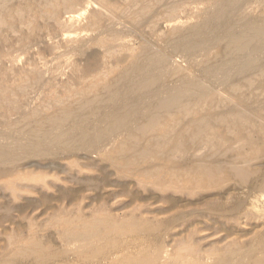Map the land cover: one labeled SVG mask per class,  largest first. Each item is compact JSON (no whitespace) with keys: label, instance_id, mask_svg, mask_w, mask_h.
Wrapping results in <instances>:
<instances>
[{"label":"rangeland","instance_id":"rangeland-1","mask_svg":"<svg viewBox=\"0 0 264 264\" xmlns=\"http://www.w3.org/2000/svg\"><path fill=\"white\" fill-rule=\"evenodd\" d=\"M92 6L97 8L96 2ZM171 7L172 2L168 1L155 5L154 18L149 22L135 23L119 13H112L110 18L117 23L119 35L127 46L146 55L145 64L161 60L170 65L179 63L188 69L176 77L170 72L163 75L161 84L173 87L183 80L201 77L198 80L203 81L206 88L214 87L218 98L234 105L239 102V95L231 86L238 82L243 88V107L253 105L250 111L264 120V77L250 74L255 82L248 87L245 81L249 76H239L242 69L238 66L220 68L221 72L213 74L204 63H196L197 55L206 48L207 51L219 48L217 45L223 42L227 27L263 17L264 0H178L175 8ZM86 21V17L77 19L73 21L75 29L69 27L67 30H75L83 36ZM177 24L182 26L176 28ZM193 24L201 27L199 31L192 37L178 38L181 31ZM204 24L207 29L202 27ZM55 34H47L31 49L21 45L13 34L9 44H0V57L8 59L4 62L5 68L22 70L8 84H0V89L11 87L15 90L19 84L28 85L27 93L11 92L9 97L0 99V157L10 155L21 159L19 168L0 169V264H85L81 263L83 260H87L86 264H253L257 250L264 248L261 245L264 244V154L261 160L251 162L253 170L248 179L241 180L225 170L221 174L223 180L214 188L193 191L188 182L193 179L194 157L201 154L199 150L202 154L207 150L202 145H189L176 161L164 153L149 154L126 166L125 159H121L116 151L126 134L102 139L99 136L75 153L63 147L65 137L60 142L50 143L58 129L50 130L47 139L43 138L41 142L29 136L23 125L25 118L34 111L42 118L55 113L73 93L65 87V81L76 78L72 65L83 64L89 61L90 54L98 53L94 47L76 57L55 58L51 53ZM210 34L212 39L208 38ZM57 42H53V47L59 49L62 42L59 41V45ZM28 60L34 64L27 66ZM89 65L96 67L93 62ZM35 70L43 73L45 82L32 83L23 77L26 72ZM77 85L73 83L71 87ZM123 88L119 85L109 94L108 100L105 98L104 103L96 104L97 108L114 104L111 96L119 95ZM135 94L122 102L143 104L149 101L146 96ZM14 99H17V105L10 104ZM220 116L221 113L215 115ZM69 124L72 132L81 122L71 117ZM244 138H237L232 146L244 143ZM182 156L186 157L184 164L179 161ZM231 158L225 156L219 162L227 164ZM174 170L181 174L182 186L187 188L185 193L179 191L181 188L175 183ZM237 200L244 201V207L238 211L229 210L228 205ZM103 211V215L108 213L120 226L114 235L102 236L103 252H96L91 246L72 249L74 242L81 241L77 234L85 229V220L102 217Z\"/></svg>","mask_w":264,"mask_h":264},{"label":"bare ground","instance_id":"bare-ground-1","mask_svg":"<svg viewBox=\"0 0 264 264\" xmlns=\"http://www.w3.org/2000/svg\"><path fill=\"white\" fill-rule=\"evenodd\" d=\"M80 1L0 0L1 45L9 44L14 38L13 35H15L21 45L31 49L47 34L55 32L54 41L62 42L60 48L56 49L53 47L54 41H52L51 53L54 54L55 58H60L63 55L76 57L84 54L89 49H94V47L98 49L96 54H93L92 50L91 53L93 55L90 54L91 59H88V63H74L72 65L76 78H69L65 81V87L69 93H73L58 110H55V113L53 112L47 115L46 118H42L40 117L41 114L34 111L25 118L23 125L29 132V136L41 142L43 138L47 139L49 132H51L50 130L58 129L61 132H55L57 135L50 143L60 142L59 140L65 137L63 147L70 153H75L79 152L81 148H86L90 141L99 136L102 139L126 134L116 149L120 153L119 157L125 159L126 166L139 162V160L149 154L159 155L164 153L168 155L170 160L176 161L179 155H183L184 151L186 152L189 145L199 144L207 150L203 154L202 150H199L201 154L194 157L193 179L188 182L189 185L193 186V191L214 188L223 180L221 174L225 170L228 171V174L236 175L241 180L248 179L253 170L251 162L261 160L264 154V120L250 111L253 106L250 103V106L246 108H249L248 110L243 107L245 104H243L242 85L238 82H233L231 87L239 95V102L230 105L218 98L214 87L206 88L205 83L198 80L201 77H197L198 79L195 80H183L182 83L173 87L161 84L163 75L170 72L173 77H176L188 69L183 68L179 63L170 65L167 61L161 60L154 61L150 65L145 64L146 55L137 53L127 46L119 35L120 28L117 23L110 18L112 13H119L121 16L130 18L135 23H143L145 20L149 22V20L152 21L154 18L155 5L168 1L172 2L171 9H173L178 0H87L86 3H81ZM93 2H96L97 8L92 6ZM236 13L238 12L236 11ZM82 17H86L87 20L83 28L85 29L83 36L79 35L80 32L75 30H67L69 27H74L75 29L73 21L75 22ZM230 20L229 22L231 23L232 21ZM226 23L228 22L226 21ZM181 26L177 24L176 28ZM221 26H223V23ZM199 27L195 24L190 25L177 36L180 39L192 37L195 32L199 31ZM202 27L207 29V24L202 25ZM225 27L227 26L225 25ZM227 29V32L223 31L225 33L223 42L217 45L219 48L216 51H213L214 49L207 51L206 48V51H202L197 55V52L192 50L197 55L196 63H204L205 68H208L213 74H216L220 68L238 66V68L242 69L239 76H249L253 73L258 78H263L264 55L261 56V54L264 53V16L254 20H243L239 24L231 25L230 28L227 27ZM59 31H63V34H59ZM209 36L208 38L212 39V35L210 34ZM200 37L203 38V36ZM185 40L187 41V39ZM200 40L202 42V39ZM58 42L57 45L61 44ZM189 42L190 40H188ZM202 46L204 47V45ZM201 50L205 49L202 48ZM93 58L95 60L91 61ZM6 60L8 59L0 57V73L4 70L1 74L2 77H0V84H8L12 78H17L22 71L16 68H5L4 62ZM89 62H93L96 67L90 66ZM26 63L27 66L34 64L30 60ZM33 70L30 69V71ZM23 77L28 78L32 83L46 81L43 73L39 70L28 74L26 72ZM207 77L209 78L210 76ZM254 82L255 78L249 76L245 84L251 87ZM73 83H77V87H71ZM119 85H123V91L119 95H110V100L115 101V103L109 104L110 106L105 108H97L96 104L104 103L106 99L108 100L109 94L116 91ZM15 87V90H12L11 87L9 90L1 88L0 99L9 97L11 92L16 94V92L27 93L28 91V85L24 83ZM135 93L140 96H146L149 101L142 102L143 104L141 102L124 104V101L122 102L124 98L130 99L131 95ZM16 103L17 99H14L10 104L15 105ZM217 113H221L222 116L215 117ZM71 117L77 118L81 122V124H78L79 127L72 132H70V129L73 128L69 124ZM241 136L245 137L244 143H237L238 145L232 146V142ZM197 152L194 153L197 154ZM13 153L15 154V151ZM18 154H20L19 151ZM4 156L0 157L1 170L8 171L20 167L21 159L19 156ZM225 156L232 158L227 164L219 162ZM185 158V156H182L179 161L184 164ZM173 175L177 177L175 183L181 188L179 191L185 193L187 188L182 186L183 183L180 181L181 174L178 170L175 173L174 170ZM244 204V201L237 200L228 205V209L238 211L244 207ZM104 212H102V215ZM84 226L85 229L77 234L79 241L81 240L80 243L74 242L72 249L91 246L96 252L101 253L104 246L100 242L102 236L112 235L120 228L108 216V213L102 217H93L89 221L85 220ZM93 236H96V239H92ZM153 239L152 236V242ZM125 243L128 244L127 242ZM248 249L250 250V248ZM257 251L258 253L253 257V264H264V248H260ZM86 261L83 260L81 263L85 262L86 264ZM238 261L240 262V259ZM94 262H96L95 259Z\"/></svg>","mask_w":264,"mask_h":264}]
</instances>
